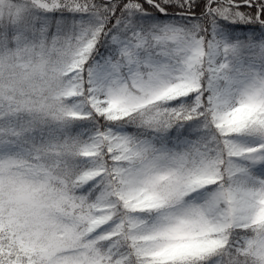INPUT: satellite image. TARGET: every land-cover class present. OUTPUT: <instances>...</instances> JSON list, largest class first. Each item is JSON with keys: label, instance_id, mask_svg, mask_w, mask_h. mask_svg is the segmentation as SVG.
Segmentation results:
<instances>
[{"label": "snow or ice", "instance_id": "1", "mask_svg": "<svg viewBox=\"0 0 264 264\" xmlns=\"http://www.w3.org/2000/svg\"><path fill=\"white\" fill-rule=\"evenodd\" d=\"M0 264H264V0H0Z\"/></svg>", "mask_w": 264, "mask_h": 264}]
</instances>
